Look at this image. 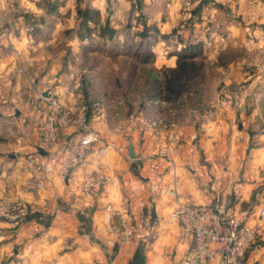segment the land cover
<instances>
[{
    "label": "crops",
    "instance_id": "1",
    "mask_svg": "<svg viewBox=\"0 0 264 264\" xmlns=\"http://www.w3.org/2000/svg\"><path fill=\"white\" fill-rule=\"evenodd\" d=\"M13 1L21 15L32 18L36 28L30 40H16L18 47L48 45L57 33L72 28L70 22L76 13L66 17L71 0H59L63 4L51 11L45 4L56 0ZM99 2L93 4L103 14ZM9 3L11 0H0V11H10V5H14ZM15 63L0 53V97L17 95L20 104L17 115H22L20 112H28L33 104L21 98L26 91L21 79L13 75L18 86L9 92L5 83ZM42 106L43 103L38 104V108ZM168 112L169 108L165 107L164 115ZM244 112L238 111L236 116L223 113L207 120L191 109L185 111L181 120L173 122L174 127L158 134L143 114L122 116L112 126L100 116L94 120V126L102 141L65 181L59 177L58 165L67 146L52 151L44 148L45 154H40L38 150L43 146L38 142L34 125L28 126L31 139L26 134L25 139L0 138V197L22 199L32 209V215L15 229V234L0 237L13 246L16 264H24L40 244H45L47 251L57 242L59 247L51 253L52 259H45L42 264H181L192 245L184 241L180 226L171 222L177 200L210 208L223 200L237 207L240 217L251 223L256 221L258 208L264 204V134L250 132ZM118 126L122 127L121 131H116ZM61 138L69 143L76 136L68 130ZM131 145L138 157L135 160L129 158ZM99 149L104 151L102 156ZM22 151L25 156L21 155ZM31 157L45 165L41 173L36 174L26 165ZM97 165L112 179L99 198L88 200L81 194V179ZM39 179L43 189L37 188ZM107 205H112L138 228L134 246L107 245L111 238L105 220ZM142 214L152 217L156 238L141 228ZM263 222L264 219L260 223L261 234ZM0 226L5 230L8 225L0 222ZM14 246L21 248L16 250ZM256 249L258 254H264L263 247Z\"/></svg>",
    "mask_w": 264,
    "mask_h": 264
},
{
    "label": "rangeland",
    "instance_id": "2",
    "mask_svg": "<svg viewBox=\"0 0 264 264\" xmlns=\"http://www.w3.org/2000/svg\"><path fill=\"white\" fill-rule=\"evenodd\" d=\"M95 1L71 0L66 16L69 18V14L76 13L70 22L71 30L60 31L52 37L50 44L44 43L36 48L16 46V40H30L36 33L32 18L21 15L13 0L9 3L14 5H10V11H0V18H4L6 26L11 25L7 27L10 34L1 37L0 32V53L17 62L15 69L7 75L6 90L9 92L18 86L13 75L18 76L26 89L25 96L21 98L33 104L34 99L40 97L43 103V108L33 105L28 112L17 115L20 105L17 95L10 93L0 97V138L25 139L26 134L31 139L28 126L33 125L37 127L38 137L45 119L46 101L42 92L46 90H50L51 98L64 104H68L69 98L74 95L80 97L89 107L88 117L93 123L101 116L108 126H112L122 116L136 113L143 114L148 122L156 119L158 114L164 116L167 122H175L191 109L207 120H214L223 113L236 116L238 111H245L244 119L250 132L264 134L262 17L257 16L248 23L251 17L240 12L239 0H199L198 3L190 0L195 7L189 10L187 21L182 22L181 32L173 42L161 43L159 37L164 34L160 33L153 18L163 9L166 0H100L103 14L96 10ZM246 3L254 5L256 11L264 6V0H246ZM49 4L45 7L51 11L63 3L56 0ZM125 4L129 6L126 13L122 11ZM234 7L239 15L234 13ZM80 11H88L89 18L86 20L89 25L81 23V31L76 33L81 22ZM160 19L167 23L163 16ZM226 23L231 31L226 30ZM25 27H32L33 30L26 31ZM172 31L175 32V28ZM178 52L195 53L193 58L188 59L191 64L188 74L175 82L181 95L172 96L169 101L164 98L168 97L166 94L145 98L144 94L151 84L146 78L150 75L149 70H157L152 77H159L162 88L170 70L177 66V56L173 54ZM156 100L160 101L157 108ZM94 102H99L98 108L92 107ZM121 103L122 106L115 108ZM165 107L170 111L166 115ZM210 109L214 114L207 117ZM235 121L237 125V119ZM25 152L22 151L21 155ZM0 222L8 225L5 230L0 228V236L15 234V229L22 225L2 219ZM262 227V234L260 229L256 242L258 247L264 248V222ZM12 247L7 240L0 241V264H16ZM14 247L16 250L21 248ZM245 262L264 264V254L252 249Z\"/></svg>",
    "mask_w": 264,
    "mask_h": 264
},
{
    "label": "built area",
    "instance_id": "3",
    "mask_svg": "<svg viewBox=\"0 0 264 264\" xmlns=\"http://www.w3.org/2000/svg\"><path fill=\"white\" fill-rule=\"evenodd\" d=\"M11 26V25H9ZM3 17L0 18L1 37L8 32ZM7 28V29H6ZM12 28V27H11ZM26 31H32V27H25ZM45 119L38 139L43 148L58 150L62 145L65 147L63 157L58 165L59 177L65 181L70 177L73 169L83 164L88 158L93 147L101 141V134L95 128L93 121L88 117L89 107L84 104L80 97L69 98V103L64 104L58 99L45 100ZM41 103L40 97L35 98L33 105ZM160 101L156 100L155 108ZM116 106V104H114ZM99 102H94L92 107L98 108ZM122 103L116 106L118 109ZM159 113V112H158ZM210 109L207 117L213 116ZM155 134L167 127H174L175 123L167 122L161 114L156 119L148 122ZM73 131L76 138L73 142H62L60 134L65 131ZM118 126L116 131H121ZM87 142V143H85ZM99 149L98 154L103 155ZM38 153V151H37ZM27 164L35 173H41L45 165L36 157L28 159ZM111 175L102 167L96 166L87 170L82 176L80 191L84 198L96 200L102 191L110 184ZM176 182L174 183L175 193ZM44 184L39 179L37 188L43 189ZM264 206L262 204L259 212ZM32 213V209L22 200L0 199V219L13 224H23L25 219ZM171 222L180 226L184 241L192 245L188 256L181 264H244V260L257 240L260 231V222L264 216H256L255 222H247L240 217L237 207L229 206L226 201H219L214 207H202L176 201V206L171 213ZM105 220L109 224L110 239L108 246H134L137 240L138 228L131 225L128 218L117 213L112 205L105 207ZM142 229L151 232L152 238L157 237V231L153 228V219L150 215L142 214L139 218Z\"/></svg>",
    "mask_w": 264,
    "mask_h": 264
},
{
    "label": "clouds",
    "instance_id": "4",
    "mask_svg": "<svg viewBox=\"0 0 264 264\" xmlns=\"http://www.w3.org/2000/svg\"><path fill=\"white\" fill-rule=\"evenodd\" d=\"M198 2L199 0H195V3ZM195 3L190 2V0H166L163 9L153 18L155 23L159 26L160 33L164 34L159 37L161 43H164L165 41H174L183 28L182 22L187 21L189 10L195 7ZM239 3L241 5L240 12H244L246 17H251V19L248 20V23H251L252 20H255L257 16L262 17L260 23H264V6H261L259 11H256L255 6L251 3H246V0H239ZM128 7L129 6L125 4L122 11L126 13ZM240 12H236L234 7V13L236 15H239ZM161 16L164 17L167 23H163V21H161ZM178 24L180 27H177ZM174 28L175 32L172 31ZM225 28L229 31L232 30V28L227 25V23L225 24ZM245 31H247V29H245ZM167 33L171 34L169 35ZM257 215L264 216V206H262L261 210L257 212ZM0 239H3V237H0ZM46 247L47 246L45 244H40V247L36 248L35 254L29 257V259L26 260L24 264H42V261L45 259L51 260V253L55 250V248L59 247V242H57V244L54 245L52 249L44 251ZM29 251H32V248H29Z\"/></svg>",
    "mask_w": 264,
    "mask_h": 264
},
{
    "label": "trees",
    "instance_id": "5",
    "mask_svg": "<svg viewBox=\"0 0 264 264\" xmlns=\"http://www.w3.org/2000/svg\"><path fill=\"white\" fill-rule=\"evenodd\" d=\"M90 8V7H88ZM79 17L81 22L78 24L79 26L76 28V33L81 31V23H83L84 25H89V23H87L88 20H86L87 18H89V13L88 11H83V12H79ZM84 19V20H83ZM87 23V24H86ZM90 28V27H89ZM195 53H186V52H178L173 54V56H177V66L176 68L170 70V74H168V76H166L165 78V84L163 85V87H160V82H159V77H152V73L157 72V70L155 68L150 69L149 73L150 75H147V81L151 82L150 86L148 85V89L145 92V98H156V96H160L166 94V96L168 97H164L167 98L165 100L169 101L170 98H172V96H180L181 95V90L176 88L175 82L181 80L182 78H184L188 72H189V67L191 66L190 61H188V59L193 58ZM146 73V72H144ZM146 76V75H145ZM135 77V76H133ZM136 78V77H135ZM135 80V79H134ZM149 82V83H150ZM156 90V92H155ZM258 243L255 242V244L253 245V247L249 250L245 260H244V264L246 263V259L250 253V251L253 249H256V247H258ZM140 250L138 249L137 254Z\"/></svg>",
    "mask_w": 264,
    "mask_h": 264
},
{
    "label": "water",
    "instance_id": "6",
    "mask_svg": "<svg viewBox=\"0 0 264 264\" xmlns=\"http://www.w3.org/2000/svg\"><path fill=\"white\" fill-rule=\"evenodd\" d=\"M42 97L45 99V100H49L51 99L52 97V94L50 92V90H46V91H43L42 92ZM40 154H45L44 150L43 149H39L38 150ZM129 158L132 159V160H135L137 159L138 157L135 155L134 153V149L132 147V145L129 147Z\"/></svg>",
    "mask_w": 264,
    "mask_h": 264
}]
</instances>
